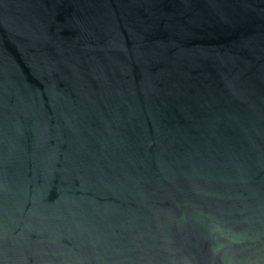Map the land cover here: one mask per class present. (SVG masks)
Listing matches in <instances>:
<instances>
[{
	"label": "water",
	"instance_id": "obj_1",
	"mask_svg": "<svg viewBox=\"0 0 264 264\" xmlns=\"http://www.w3.org/2000/svg\"><path fill=\"white\" fill-rule=\"evenodd\" d=\"M0 264H264V0H0Z\"/></svg>",
	"mask_w": 264,
	"mask_h": 264
}]
</instances>
